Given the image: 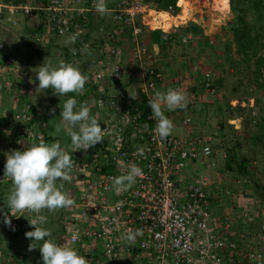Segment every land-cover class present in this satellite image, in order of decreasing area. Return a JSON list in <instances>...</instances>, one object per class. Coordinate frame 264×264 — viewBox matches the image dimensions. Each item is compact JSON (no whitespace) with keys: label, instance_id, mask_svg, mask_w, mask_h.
Segmentation results:
<instances>
[{"label":"built area","instance_id":"obj_1","mask_svg":"<svg viewBox=\"0 0 264 264\" xmlns=\"http://www.w3.org/2000/svg\"><path fill=\"white\" fill-rule=\"evenodd\" d=\"M160 1L107 0L111 26L102 42L105 55L82 73L87 77L84 89L89 92L87 100L91 99L97 108L95 118L105 135L101 143L71 153L75 167L66 182L72 187L70 198L74 203L63 211V231L57 243L73 246L89 264H132V258L138 260L143 255L149 264H264V251L259 248L246 250L244 262L238 261L234 257L238 245L232 239L229 218L224 215L217 219L213 213V203L231 196V190L210 187L207 170L186 178L190 163L203 165L205 169L215 166L209 138L201 134L185 137L170 134L161 140L154 131L156 120L152 111L132 112L135 101L141 95L152 100L162 82L161 68L154 64L157 52L148 47L144 29L138 24L154 21L161 14L178 17L172 11L159 9ZM213 4L214 0L212 8ZM94 5L95 0H0V15H7L14 25L16 15L29 20L39 17L43 20L40 34L43 42H47L49 35H75L82 44L88 15L92 28L98 27L103 17ZM188 20L199 24L186 19L170 29L153 26L160 30V41L187 44L194 36L191 32L181 34L177 28ZM29 25L32 26L31 22ZM125 38L129 42L127 57ZM81 44L69 48L75 66L81 64L88 46L87 42L83 47ZM126 58L139 69L141 83L136 88L124 79L130 70ZM18 70V58L14 52L7 51L5 41L0 39V76L16 75ZM217 79L215 71L205 72L204 89L215 93ZM12 87L8 84L5 90L11 92ZM75 96L79 102L80 95ZM37 117L32 104L24 99L6 113L7 129L14 135L0 141V187L8 190V194L13 185L4 176L7 155L34 143H46ZM190 120L185 117L183 124ZM62 148L71 152V145ZM121 161L126 165L136 164L144 175L131 189L117 194L111 188V181L123 174ZM106 168L111 171H104ZM1 209L8 211L6 204ZM30 214L25 210L17 214L22 215L19 218L10 216L15 231L4 224V215L0 214V231L9 234L28 230L24 219L31 218ZM137 230L142 235L129 246L121 236ZM262 230L264 235V226Z\"/></svg>","mask_w":264,"mask_h":264},{"label":"rangeland","instance_id":"obj_2","mask_svg":"<svg viewBox=\"0 0 264 264\" xmlns=\"http://www.w3.org/2000/svg\"><path fill=\"white\" fill-rule=\"evenodd\" d=\"M249 1L251 0H233L238 7H245L246 22L264 26V0H261L258 6L259 10H262L261 16L256 14V10L252 8ZM188 3L190 5L186 9V11H189L187 19H194L199 24L188 20L186 24L179 25L177 29L182 33L181 30L187 25H190L194 40L187 44L175 42L173 45H166L163 52L161 54L159 53L158 56L156 55L157 59L154 64L158 67L162 66L160 67L162 68L160 91L166 92L168 89H174L187 97V107L185 109L178 108L181 112L183 111L184 117H190L191 119L186 125L194 126L195 123L200 124L206 130H208L207 128H213L211 124L215 127L217 126V128L220 123L226 125V133H221L219 129L218 131L220 133L214 135L217 141L216 147L212 142V149L217 152L218 156L222 152L227 153L229 165L227 171L230 173L227 177L228 188L231 190L232 195L246 200L247 204L240 202V207L247 208V206L251 207L252 204H255L259 206L257 208L264 215V202L257 198L255 192V185L261 184L264 186V68L260 71V76L256 74V60L257 58H264V37L260 40L261 46L256 48L255 55L250 56V51H247V55L237 52L233 37V27L236 26L237 13L231 8L230 0H227L220 7L215 3L213 5L215 9L211 7L212 0H192ZM179 13L180 11H178ZM161 15L163 16L164 14ZM15 17L17 20L23 21V16L16 15ZM107 18L103 16L98 27H93L91 37L99 41V46L96 51L88 48L89 46L86 47L88 49L86 56L84 55L82 60L83 64L90 65V60L96 54H104L105 50L103 49L102 42L105 40V32L108 30L105 25ZM177 18L180 19V17ZM159 19L160 17H156L154 23L159 24ZM4 20L7 27L16 29L14 27L15 25L12 26L13 24H11L7 15H5ZM168 23H170L169 20L165 22V25ZM170 27L168 26L165 29ZM18 31L23 34L22 30ZM4 32L6 38L7 36L12 38V32L10 30H5ZM90 42L91 40H88L87 44ZM126 44L127 41L124 39L127 57L129 46ZM29 49H31L32 53V48ZM31 55H33L34 63L32 64L31 60H29L26 68H24L25 70H23L26 82L17 92L18 98L20 100H28L39 118L44 114L47 115L45 123L54 126L50 135L55 136L60 134V136L64 137L67 133L65 131L56 133L55 126L61 119L59 115L63 111V104L66 101L65 97L54 96V98L49 94V89L45 90V93L35 91L39 83L35 78L38 67L43 62L48 63L51 61L53 65H58L60 62H63L61 51L53 47L47 48L39 54L33 53ZM128 61V58H126V65L131 70V65ZM209 70L215 71L218 75V79L216 80L217 89L213 94L205 90L202 85L203 76ZM136 84L139 85L138 81ZM88 101H90L89 104L87 103ZM85 103L88 107H94L91 99H88ZM11 109L12 107H9L7 113ZM53 109L54 111H52ZM64 142L62 141L61 147L64 145ZM240 163L245 164V171L243 173H239L237 170V165ZM222 164L223 160L220 163L221 167H223ZM208 174L210 176L214 175L211 172H208ZM60 183L64 184V190L70 197L72 187L66 181H60ZM6 203L7 198L0 199V209ZM64 210L65 208L55 210L53 215L58 218L57 221H54L53 217L50 216L48 217V223L44 225V227L51 230L52 238L56 242L60 234L61 218ZM43 212L44 210L40 214L45 215ZM60 213L61 216H58ZM46 214L50 215L51 212L48 211ZM30 215L33 219L36 214L32 213ZM260 217L264 218L261 214ZM31 218L26 217L24 219L28 225L26 229L32 228L28 222L31 221ZM262 223H264V219H261V222L256 226L253 225L252 228L257 230L251 228L255 234L249 233L248 237L250 241L256 237V241L254 239L251 244L263 250L264 235L262 227L264 224ZM32 230L34 228L25 232L9 233L8 244L5 247L3 242L0 241V258L3 259L2 264H9L12 261L9 259L4 261L6 259V254L4 253L6 250L4 249H7L8 256L13 258L12 264H21L16 262L15 257L18 252L22 253L23 250L25 252L29 251L28 245L31 241L25 238V233ZM14 244H17V247L13 246ZM23 244L26 245L24 249L21 248ZM17 249L18 252H16ZM29 252L31 255H27V258L23 261L24 264L37 259V249Z\"/></svg>","mask_w":264,"mask_h":264},{"label":"clouds","instance_id":"obj_3","mask_svg":"<svg viewBox=\"0 0 264 264\" xmlns=\"http://www.w3.org/2000/svg\"><path fill=\"white\" fill-rule=\"evenodd\" d=\"M95 11L101 16L109 15L110 9L107 0H95ZM76 36L68 38L74 43ZM38 86L35 91L45 93L51 89L54 95L64 96L68 93L80 95L87 83V77L79 68L71 63L60 62L53 65L51 61L42 63L35 73ZM187 97L174 89L166 92L156 91L154 98L149 101L152 116L156 120L155 133L164 140L173 131L172 121L165 115V110L175 111L187 107ZM54 111V109L52 110ZM91 110L86 103L78 102L75 97L68 98L60 112V121L56 124V133L65 131L70 138L71 152L63 149L58 142L46 144L34 143L23 151H11L7 155L4 166V176L10 178L12 189L7 197V213L0 209L4 215V224L15 231L11 217L19 218L25 210L32 212L35 218L28 221L34 230L25 233L30 239L28 250L38 249L43 264H89V260L78 253L71 245L61 246L53 238L49 228L48 217L40 214L42 210L55 211L71 206L74 201L64 190L60 181L69 179L71 170L75 167L71 153L78 150H87L101 143L104 139V129L100 121L90 114ZM142 155V153H141ZM123 174L115 176L111 181V188L120 194L131 189L142 178L143 170L136 164L126 165L121 161ZM142 235L140 230L123 233L121 238L133 246L136 237Z\"/></svg>","mask_w":264,"mask_h":264},{"label":"crops","instance_id":"obj_4","mask_svg":"<svg viewBox=\"0 0 264 264\" xmlns=\"http://www.w3.org/2000/svg\"><path fill=\"white\" fill-rule=\"evenodd\" d=\"M164 15L167 16L166 14H164ZM188 15H189V11H186L185 16L183 18H180V19L186 20ZM105 17H108L107 21L108 20L110 21V15H105ZM167 17H168V20L170 23H168L166 25L164 23L163 24H161V23L157 24L156 23V24L161 26L164 29L168 26H171V18L169 16H167ZM4 18H5V14L0 15V39L5 41L7 51H9V52L11 51V52L15 53L16 57L18 58L19 70H18V73L16 75L6 76V77L0 76V125L2 124V122L5 123L6 113L8 112L7 109L9 107L10 108L12 107V109H13L19 103L20 99L18 98L17 92L19 91L20 88H22L24 86V83L26 82L23 70H25L24 68H26L27 63L30 60V56H32L31 57L32 64L34 63L33 55H31L32 54L31 49H29V48H32V50H34L38 46L46 43V41L43 42L44 40H41L40 34L42 31V27H43V20L39 19V17L33 18L32 20H29L28 18L23 17V21H19L15 17V26H14V24L12 26L16 27V29L13 27H11V28L7 27L5 24ZM102 19H103V17L101 18V20ZM7 21H9V20H7ZM29 21L32 24L31 27L28 24ZM5 30H7V31L10 30L12 32V38H10L8 36L6 38V35L4 32ZM18 30H22L23 34H21ZM35 34H39V37ZM125 40L127 41V44H129L128 39L125 38ZM144 40L150 49L152 48L157 52V56L159 55V53L161 54L159 45L157 43L151 42L150 37L147 33H144ZM163 43H164V45H166L165 42H163ZM168 45H171V44L168 43L167 46ZM97 47H98V45H97ZM84 55L86 56V50L84 51L83 58H84ZM130 65H131V70H127L128 75L126 74L124 76V79L128 84L132 85V88H136L139 86L138 84H136V82L138 81L139 84L141 83V79L139 76V69H138L137 65L133 62L130 63ZM160 67H162V66H160ZM8 84L13 86L11 92L5 90V86L6 85L8 86ZM160 87H161L160 85L157 87V91L161 90ZM12 102H13V104H12ZM2 103H4L6 107L4 106V104L1 105ZM11 110H9V111H11ZM182 112L179 109H176L175 111L165 110V115L167 116V118H169L172 121V123L174 125L173 131L171 134L177 135V136H182V137H185L188 135H194V134H198V133L201 135H207L209 138V142L211 140V142H210L211 146L214 143V146L216 147L217 139L214 137V135H216L217 133H220V132L226 133V125L220 123V125L217 128V126L215 127L213 124H211L213 126V128H207L208 130H206L205 127H202V125L196 124V123L194 126L184 125L183 120L185 118L184 117L185 115H183ZM5 127H6V129H5ZM5 127H4V133H2V138L4 140L5 139H11V137L14 135V133L11 130L7 129V126H5ZM219 129H220V132L218 131ZM213 153H214L213 160L215 162L214 167L209 168V169H205L203 167V165L190 163V164H188V167L186 170V174H185L186 178L187 177L189 178L191 176L199 174L200 172H202L204 170H207L209 173L210 172L214 173V175H211V176L209 174L210 184H211L210 187H213V186L229 187L227 177L229 176L230 173L227 171V166H228L227 153L222 152V154L219 156L215 150L213 151ZM222 160H223V164H222L223 167L220 166V163ZM7 197H8V192H6L5 190H3L0 187V198L6 199ZM240 202L247 204L246 200L244 198H241V197H238V196L231 194V196L223 197L220 202L213 203L212 208H213V213L217 219H219L220 217H222L224 215H226V217L229 218V221L231 224V226H230L231 236H232V239L238 245L237 250L234 251V257L238 261L244 262L243 258H244V254H245L246 250H248L250 248H254V249L259 248L256 245L251 244L254 241V239L256 241V237L252 238V240L250 241L248 234L249 233L255 234L252 232V229H253L252 227H253V225L256 226L257 224H259L261 222V219H264L263 217L262 218L260 217V214L262 216H264V215L262 214L261 210L257 208V207H259L258 205L252 204L251 207L247 206V208H246V207H240V205H239ZM217 224H219V223H217ZM262 224H264V223H262ZM253 230H257V229H253ZM0 235H1L0 241L3 242V245L5 247L6 244H8L9 234H5L3 231H0ZM14 246L17 247V244H14ZM25 246L26 245L23 244V245H21V248L24 249ZM259 249H262V248H259ZM4 250H6V252L4 251V253L6 254V259H4V261H6V260H8V258H10L9 260H12V261L9 264H12L13 258L11 256L10 257L8 256L9 253H8L7 249H4ZM17 252H18V249H17ZM22 253L23 254L19 255V261H16V262L24 264L22 262L24 261V259L27 258V255L30 254V252L29 251L25 252V250H23ZM2 260L3 259L0 258V264L3 263ZM132 264H149V261L143 255L138 260L132 258Z\"/></svg>","mask_w":264,"mask_h":264},{"label":"trees","instance_id":"obj_5","mask_svg":"<svg viewBox=\"0 0 264 264\" xmlns=\"http://www.w3.org/2000/svg\"><path fill=\"white\" fill-rule=\"evenodd\" d=\"M187 1L190 2L192 0H161L158 6H159V9H161V10L172 11L174 14H177L178 17L183 18L185 15L187 7L190 5V3H188ZM226 1L227 0H214V4L217 3V6L220 7V6H223ZM249 2L251 3L252 8L254 10H256V12H257L256 14L261 16L262 10H259V7H258L261 0H251ZM230 3H231V8L237 13V18H236V22H235L236 26L233 27V37L235 40V46L237 48L236 50H237V52L243 53L244 55L245 54L247 55V51H250V56H253L256 53V48L258 46H261L260 40L264 37V26L250 24V23L246 22L245 21V12H246L245 7H241V6L238 7L237 5H235L233 0H230ZM181 6H182V11H180ZM178 11H180L179 14H178ZM87 18H88V23H86V25L84 26L86 28V30H85L84 37H83L84 42L82 44L80 42L79 37H76V40L74 43H69L68 38L70 36H61L60 37V36L49 35L47 42L43 45L38 46L36 49L32 50V54L33 53L39 54L43 50H46L47 48L56 47V48L60 49V51H61V56L63 57L62 58L63 62L71 63L73 66H75L73 64L71 54L69 52V48L71 46H74V45L77 46V45L81 44L83 47L84 43H86L88 40H91V42L88 44V46H89L88 48H90L94 51L97 50V45H98L99 41L97 39H93L91 37V33L93 31V28H92V22H91L90 15H88ZM159 20H160V23L162 22V24L163 23L165 24V22L168 20V17L163 15L160 17ZM75 23L78 25L81 24L80 21H76ZM138 24H140L143 27L144 33H147L149 35L150 41L153 43H157L160 47V52H163V50L166 47V45L168 44V42H165L166 45H164L163 41H160V30L156 29L153 26L155 24L154 21H151L147 24H141L139 22ZM110 26H111L110 21H108V23L106 24V28L110 29ZM159 27H161V26H159ZM190 28H191L190 25H187L181 31H182V33H189V32H191ZM168 29H170V28H168ZM171 36H172V34H171ZM88 48H85L84 51L86 50V52H87ZM104 55L105 54H96L95 57L90 60L91 64L95 63L98 58H103ZM31 57L32 56H30V60H31ZM80 57H81V55H80ZM82 57H83V55H82ZM82 60L83 59H81V64L79 65L81 73L85 72L87 70V67L89 66L88 64H83ZM262 68H264V58H257V60H256V70H257L256 74H257V76H260V74H261L260 71L262 70ZM48 92L53 97L54 96L58 97L57 95L53 94L51 89H49ZM90 94H91V96L95 97L94 91H91ZM88 95H89V92H87V90H84L79 96V102L85 103L87 101ZM62 97H65V100H67L70 97H75L77 99V97L75 96L74 93H68ZM149 101L150 100L146 99L144 96L141 95L137 99V101H135V103L133 104L132 112L140 110V111L147 113V112L151 111V109L149 107ZM89 102L90 101H88L87 103L89 104ZM89 108L91 110L90 114L95 117V115L98 112L97 108H95V107H89ZM46 117H47V115L44 114L40 118L38 117V120H37V125H38L41 133L44 135L46 144L58 142L61 145L62 141H65L64 145L66 147L70 146L71 142H70V138L68 137L67 134H65V135L61 134V135H64V137L60 136V134L55 135V136L50 135V132L53 131L54 126L47 125V123H45ZM5 123H7V120H5ZM5 123L2 122V124L0 125V141L2 140V133H4V127L6 126ZM227 167H229V165ZM237 170L239 173H243L245 171V164L240 163L239 165H237ZM104 171L109 172V171H111V169L106 168ZM255 192H256L257 198H259L260 200H262V202H264V186L261 184L255 185ZM48 211L49 210L45 209L43 213H45V215L47 217L51 216V217H53L54 221H57L58 218L53 215V213H55V212L49 211V212H51V214L47 215L46 213ZM58 216H61V213ZM32 228H30L28 230H31ZM25 231H27V230H25ZM62 231H63V227L61 224L60 225V232H62ZM20 254H23V253L18 252V254L15 257L16 261H19V255ZM36 257H37V259L34 260L33 262H29V263H25V264H43L42 256H41V253L38 249H37Z\"/></svg>","mask_w":264,"mask_h":264},{"label":"bare ground","instance_id":"obj_6","mask_svg":"<svg viewBox=\"0 0 264 264\" xmlns=\"http://www.w3.org/2000/svg\"><path fill=\"white\" fill-rule=\"evenodd\" d=\"M167 16H169V15H167ZM170 18H171V26L173 25V24H180L179 22V20H182V19H178L177 17H171V16H169Z\"/></svg>","mask_w":264,"mask_h":264}]
</instances>
